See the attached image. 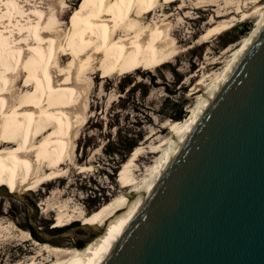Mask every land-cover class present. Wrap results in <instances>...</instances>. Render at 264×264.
I'll return each instance as SVG.
<instances>
[{"label": "bare ground", "instance_id": "1", "mask_svg": "<svg viewBox=\"0 0 264 264\" xmlns=\"http://www.w3.org/2000/svg\"><path fill=\"white\" fill-rule=\"evenodd\" d=\"M57 1L0 0V189L8 188L10 193L38 192L45 184L58 182L59 186L69 179L68 168L74 163L75 134L86 121L88 106L84 105V100L97 73L106 72L107 83L114 75L140 69L155 71L174 62L182 53L213 42L215 36L232 30L239 22L237 15H242L244 20L253 15L251 8L242 10L241 3L236 4V0H224L225 6L222 0H84L76 9L74 20L63 23L61 18L70 0ZM176 2L175 11L166 9V5ZM192 2L195 3L193 7ZM253 5L259 19L250 35L233 49L232 59L225 68L212 73L224 62L221 60L229 47L222 56L213 59L211 51H207L200 70L186 78L188 81L197 79L193 89L195 95L214 75L191 115L168 125L172 138L167 147L162 149L166 145L164 142L158 146L152 144L155 147L150 153L162 154L142 175L137 176L133 169L141 156L142 148L137 146L119 169V195L91 215L63 200L68 188L65 191L57 188L41 204L44 217L50 218L55 213L56 229L70 227L77 221L91 229L94 237L86 246L78 249L68 242L63 246L50 242L36 244L37 247L28 249L32 255L17 264H96L99 261L119 222L128 217L137 199L167 160L175 141L183 136L207 96L219 87L256 31L264 16V3ZM201 9L204 14H210L208 21L195 45L180 50V42L175 43L171 34L177 31L171 29L172 20L178 18L186 23L194 11ZM64 27L66 30L62 29ZM21 77L23 83L19 88ZM164 130L165 125L161 132ZM20 235L24 242L30 240L29 231H21Z\"/></svg>", "mask_w": 264, "mask_h": 264}, {"label": "water", "instance_id": "2", "mask_svg": "<svg viewBox=\"0 0 264 264\" xmlns=\"http://www.w3.org/2000/svg\"><path fill=\"white\" fill-rule=\"evenodd\" d=\"M96 264H264V16Z\"/></svg>", "mask_w": 264, "mask_h": 264}, {"label": "rangeland", "instance_id": "3", "mask_svg": "<svg viewBox=\"0 0 264 264\" xmlns=\"http://www.w3.org/2000/svg\"><path fill=\"white\" fill-rule=\"evenodd\" d=\"M255 1L261 2V5L264 3V0H236V4L241 3L242 10L251 8L252 18L244 20L242 15H237L239 22L232 30L215 36L213 42L182 53L166 66L155 71L140 69L130 74L114 75L107 83L106 72L93 76L95 82L94 84L90 82L88 98L84 100V105L88 106L86 121L79 126L75 134V153L72 156L74 163L68 168L69 179L66 178L59 186L58 182L45 184L38 192L20 190L10 193L8 188L0 189V264L26 261L32 255L28 249L32 250L38 246L36 244L45 242L59 246L67 242L73 243L78 249L86 246L94 237L91 229L83 226L80 221L70 227L56 229L55 213L50 218L44 217L41 204L45 203L57 188L61 191L68 188V195L63 200L70 201L72 205L76 204L86 214L91 215L119 195L120 184L117 178L119 169L122 163L128 161L137 146L142 148L141 156L133 169L136 170L137 176L142 175L162 154L161 152L157 155L151 154V150L163 142L166 145L162 149H165L169 139L171 140L172 133L168 125L177 121L173 117L182 115L184 120L191 115L198 105L201 93L206 90V84L213 80L214 75L207 80L205 86L203 85L201 92L195 95L193 94L196 90L193 89L197 79L193 81L187 79L200 70L207 51H211L213 59L222 56L225 48L229 47V52L221 60L224 62L212 73H219L223 70L222 67L225 68L227 62L232 59L233 49L243 38L250 35L259 19V13H254ZM83 3L84 0H70L61 21L63 23L73 21L76 9ZM222 4L225 6L224 0ZM60 5L59 3V7ZM193 5L194 2L191 3V7ZM165 7L175 11L178 5L176 2ZM209 16L210 14H204L201 9L194 11L191 14L192 18L186 23L180 22L178 18L172 20L171 29L177 31L171 34L175 43L180 42L178 45L180 50H188L187 46L195 45ZM62 29L66 30V27ZM22 83L21 77L19 88ZM164 125L165 130L161 132ZM21 231L30 232L28 242L22 239ZM4 236L6 237L3 238Z\"/></svg>", "mask_w": 264, "mask_h": 264}, {"label": "trees", "instance_id": "4", "mask_svg": "<svg viewBox=\"0 0 264 264\" xmlns=\"http://www.w3.org/2000/svg\"><path fill=\"white\" fill-rule=\"evenodd\" d=\"M173 119H175L177 121H181L183 119V116L182 115H178V116L173 117Z\"/></svg>", "mask_w": 264, "mask_h": 264}]
</instances>
